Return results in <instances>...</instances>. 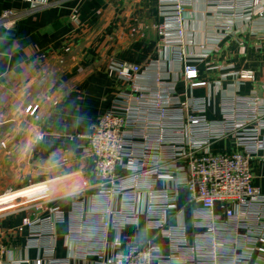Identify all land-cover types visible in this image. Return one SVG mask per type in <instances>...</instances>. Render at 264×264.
<instances>
[{
    "label": "crops",
    "instance_id": "crops-1",
    "mask_svg": "<svg viewBox=\"0 0 264 264\" xmlns=\"http://www.w3.org/2000/svg\"><path fill=\"white\" fill-rule=\"evenodd\" d=\"M160 1L50 0L32 7L23 0H0V14L6 9L15 13L10 28L0 25V213L14 209L0 216L6 262L10 257L34 264L41 257L36 249L25 248L26 230H16L23 218L45 217L58 208L64 221L54 227L52 257L64 264H94L79 244L66 241L73 206L81 203L87 211L98 191L90 174L92 162L72 138L88 134L113 93L127 87L111 66L140 67L134 83L163 97L208 99L205 117L212 121L221 117L225 99L254 94L264 101V18L238 21L207 0H190L181 35L173 29L161 34L171 7ZM176 41L196 72L195 80L184 79L183 65L173 57L176 46L171 44ZM241 70L252 71L254 80L240 82L235 73ZM28 106L35 107L33 116L25 112ZM231 149L229 138L208 147L212 153ZM71 158L79 161V174L89 178V187L69 189L79 183L74 176L49 180L67 171ZM253 166L254 182L262 187L264 165ZM117 173L123 175L120 169ZM156 188L168 189L175 204L177 215L169 223L180 221L190 231L194 205L186 190L169 183ZM38 200H45L43 209L34 211L30 204ZM111 206L120 208L119 197ZM115 240L121 250L151 240L167 253L166 241L146 230L143 215L136 225L108 231V255Z\"/></svg>",
    "mask_w": 264,
    "mask_h": 264
},
{
    "label": "built area",
    "instance_id": "built-area-1",
    "mask_svg": "<svg viewBox=\"0 0 264 264\" xmlns=\"http://www.w3.org/2000/svg\"><path fill=\"white\" fill-rule=\"evenodd\" d=\"M23 1L32 7L50 3ZM160 2L171 7L160 33L173 29L180 36L190 0ZM207 2L229 11L234 20L264 18V0ZM14 21L12 10L0 14L3 28ZM171 45L176 46L172 53L183 65L184 79L195 80L196 72L178 48L179 41ZM110 69L127 87L113 93L88 134L72 138L92 162L90 174L98 191L87 211L81 203L73 206L66 241L79 244L85 255L94 257V264H264V186L256 185L253 176V165H264V101L254 94L225 99L221 117L212 121L205 117L208 99L163 97L134 83L140 67L123 63ZM235 74L242 83L254 80L250 70ZM34 111L35 107L25 108L31 116ZM226 138L231 140V150L208 151L212 142ZM158 183L186 190L188 202L194 205L190 231L180 221L169 223L177 215L176 207L168 189L156 188ZM114 197H119V209L111 206ZM42 204L31 206L40 211ZM140 215L146 230L166 241L167 253L162 254L151 240L126 250L115 240L108 255V231L136 225ZM63 221L58 208L49 209L45 217L22 219L16 231L26 230L25 248L41 253L34 264H64L52 257L54 227ZM8 253L0 237V264H28L10 257L6 262L3 257Z\"/></svg>",
    "mask_w": 264,
    "mask_h": 264
},
{
    "label": "rangeland",
    "instance_id": "rangeland-1",
    "mask_svg": "<svg viewBox=\"0 0 264 264\" xmlns=\"http://www.w3.org/2000/svg\"><path fill=\"white\" fill-rule=\"evenodd\" d=\"M78 162L79 161H75V158H71L70 163L68 164L69 166L66 165L68 167V169H66L67 171H65L64 173L62 172L61 174L56 173V175H54V177H50L49 180L55 179V178H60V177H65V176H74L75 178H78L79 183H74V184L69 185L68 186L69 189H85V186H87L86 181H88L89 178L82 174L83 170L80 169ZM61 166H62V162L56 163V171L58 169H60ZM80 172H82L81 173L82 175L79 174ZM45 180H47V179H45ZM38 201H41V200H38ZM43 201H45V200H43ZM13 210L14 209H12L10 211H13ZM10 211H7V212H10ZM7 212L0 213V216L7 213Z\"/></svg>",
    "mask_w": 264,
    "mask_h": 264
},
{
    "label": "bare ground",
    "instance_id": "bare-ground-1",
    "mask_svg": "<svg viewBox=\"0 0 264 264\" xmlns=\"http://www.w3.org/2000/svg\"><path fill=\"white\" fill-rule=\"evenodd\" d=\"M43 200H41V201H36V202H33V203H31L30 205H36V204H39L40 202H42Z\"/></svg>",
    "mask_w": 264,
    "mask_h": 264
}]
</instances>
